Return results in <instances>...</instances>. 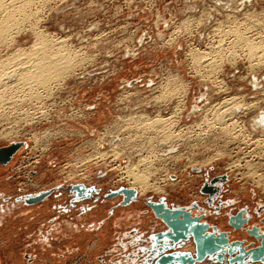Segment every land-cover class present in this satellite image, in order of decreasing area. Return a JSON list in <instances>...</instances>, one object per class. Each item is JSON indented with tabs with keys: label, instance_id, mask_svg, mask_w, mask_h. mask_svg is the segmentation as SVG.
<instances>
[{
	"label": "rangeland",
	"instance_id": "1",
	"mask_svg": "<svg viewBox=\"0 0 264 264\" xmlns=\"http://www.w3.org/2000/svg\"><path fill=\"white\" fill-rule=\"evenodd\" d=\"M17 1L12 3L21 6L19 4L25 0ZM12 3L6 0L5 6L10 8ZM263 10L264 0H28L25 12L16 8V22L8 28L5 39H2L4 42H0V64L9 63L6 65L9 69H3V63L0 65L3 74L0 75L5 77V70L10 74L15 70L21 73L22 69L28 73H31L30 70L37 72L31 69L33 59L27 56L34 57L33 52L39 50L43 43L47 44V50H55L52 54L59 51V56L55 55L60 59L69 54L67 59L70 58L74 65L75 60L80 59L78 63L81 66L76 63L73 65L75 69H70L68 75L64 74L60 81L56 78L58 76L52 77L57 82L51 80L45 87L32 83L28 85L22 78L24 75L17 72V76L22 77L16 82L21 79L17 84L23 81V87L19 84L15 86L16 90L11 85L8 88L9 83L0 84V97L7 94L10 97L6 96L7 100L0 98L3 101H0V147L21 142L11 159L0 163V205L7 200L16 202L10 208L13 213L4 221L0 219L1 264H158V253L165 247L161 243L169 240L166 232L170 229L155 214L150 203L162 202L170 208H191L195 205L196 213L205 214L203 221L229 231L231 240L247 238V243L252 239L246 233L247 229L237 231L233 224L230 225L231 216L243 211L246 218L249 217L243 226L258 225L264 230V150L260 151L264 148V144H260L264 141V130L253 125L261 116L260 120L264 121V47H258L264 45ZM6 11L0 10V20L9 14ZM252 11L255 12L252 14ZM256 40L262 41L258 43ZM59 44L66 47L63 45L65 48L58 50ZM62 53L65 55L60 56ZM21 54H25L26 58H21ZM81 54L87 62H83ZM16 55L20 56L19 59L13 58ZM16 61L18 64L25 63L28 68L16 67L13 64ZM10 63L13 66H9ZM181 81L184 84L180 87ZM32 86L34 89H31ZM47 87L52 88L47 90ZM22 91H26L25 96L20 94ZM28 91L32 94H27ZM18 92L21 99H17ZM161 93H165L166 97ZM171 93L174 96L168 97ZM176 95L181 96L177 98ZM216 106L219 113L214 111ZM196 107L200 112L194 110ZM206 109L209 112L206 113ZM137 113H147L151 123L159 115L160 118L177 119V123L173 121V135L179 142V153L184 154L180 159L153 160V165L158 163L155 166L150 161L147 163L157 169L161 167L153 177L149 176V180L158 181L164 186V192L154 189L143 192L139 186H132L133 181L125 168L127 163H136L144 156L152 160V154L148 152L152 149L151 145L156 147L158 140L150 138L152 134L148 127L139 125L144 118H138ZM212 115H215L214 118ZM130 117L141 121L131 120ZM211 123L214 126L209 127L213 125ZM181 125L184 130L190 131L189 134L192 132L190 137L193 139L187 138L189 134ZM204 125L206 127L202 128ZM233 126L241 128L238 131ZM142 127L149 134L144 130V133L141 132ZM212 127L214 130H211ZM231 127L236 133H228V130H233ZM200 128L206 133L200 132ZM207 128L210 130L207 131ZM43 130L50 134H44ZM134 130L146 135L137 133L139 136L136 134L135 137ZM34 132L38 139L32 135ZM113 133L120 135L119 139L126 137V148L118 155L110 152L100 156L102 150L110 151L108 138ZM220 133L224 135L218 136ZM44 135L46 139L41 138ZM203 135H206V140ZM240 136L244 138L240 139ZM138 146H145L147 152L144 149L145 154H138L142 151ZM140 169L144 171L145 168L141 166ZM206 187L208 191L213 189L214 193L205 192ZM29 200H44V207L39 210L26 207ZM124 207L128 208L121 210ZM85 220L87 226L94 223L93 231L80 236L77 224ZM188 240L179 241L180 244L185 242L181 247L194 250L192 239ZM91 252L102 257L96 258ZM211 264L224 263L216 260Z\"/></svg>",
	"mask_w": 264,
	"mask_h": 264
},
{
	"label": "bare ground",
	"instance_id": "2",
	"mask_svg": "<svg viewBox=\"0 0 264 264\" xmlns=\"http://www.w3.org/2000/svg\"><path fill=\"white\" fill-rule=\"evenodd\" d=\"M4 1H5V3H6V0H0V10L1 9H4V10H7L6 12L7 13H9L8 15H4V13H3V15L5 16V18L3 17V19L1 18V20H0V42H4V40L2 41V39L4 38V37H6L5 35H6V32L8 31V28L11 26V25H14L15 23L14 22H16L15 21V14L14 13H16L15 11H16V8H17V10L18 9H20V10H22V11H24V9H25V7H26V4H28V0H25V1H21V2H23V3H20L19 5H21V6H16V5H14V3H12V2H14L15 0H11V5H13V6H15V7H11L10 6V8L9 7H6L5 6V3H4ZM17 1V0H16ZM19 1V0H18ZM17 1V2H18ZM27 1V2H26ZM33 0H31V2H32ZM35 1V0H34ZM44 1V0H43ZM47 1V0H46ZM44 4V3H43ZM8 5H9V3H8ZM45 5V4H44ZM40 7V6H39ZM211 8V7H210ZM32 9V8H31ZM10 11V12H9ZM11 11H14V12H11ZM251 11V10H250ZM264 11V10H263ZM20 12V11H19ZM25 12V11H24ZM24 12H22V13H24ZM35 12H37V10L35 11ZM206 12H209V11H206ZM243 12H245V11H243ZM255 12V11H254ZM253 11L251 12L252 14L254 13ZM258 12H260V11H258ZM32 13V12H31ZM230 13H232V12H230ZM246 13H248V11L246 12ZM250 13V14H251ZM25 14V13H24ZM30 13H28V15H29ZM207 14V13H206ZM232 15V14H231ZM249 15V14H248ZM22 16V15H21ZM32 16V15H31ZM193 16V15H192ZM199 16V15H198ZM237 16V15H236ZM246 16V15H245ZM244 16V17H245ZM27 17V16H26ZM25 17V18H26ZM205 17V16H204ZM187 18V17H186ZM200 18V17H199ZM247 18V17H246ZM263 18H264V16H263ZM187 19H189V18H187ZM258 19V18H257ZM262 19V18H261ZM19 20V19H18ZM38 20V19H37ZM185 20V19H184ZM183 20V22H185ZM234 20V19H233ZM248 20V19H247ZM194 21V20H193ZM202 21V20H201ZM221 21V20H220ZM235 21H237V20H235ZM182 22V23H183ZM197 22H199V21H197ZM233 22V21H232ZM240 22V21H239ZM244 22V21H243ZM14 23V24H13ZM28 23V22H27ZM188 23V22H187ZM200 23V22H199ZM254 23V22H253ZM256 23V22H255ZM32 24H33V22H32ZM191 24V23H190ZM222 24V23H221ZM242 24V23H241ZM257 24V23H256ZM255 24V25H256ZM197 25V24H196ZM231 25V24H230ZM236 25V24H235ZM250 25V24H249ZM263 25V24H262ZM224 26V25H223ZM232 26V25H231ZM214 27V26H213ZM235 27V26H234ZM257 27V26H256ZM262 27H264V26H262ZM190 28V27H189ZM195 28V27H194ZM217 28V27H216ZM238 28H239V25H238ZM17 29V28H16ZM20 29V28H19ZM18 29V30H19ZM186 30V29H185ZM224 30V29H223ZM260 30V29H259ZM16 31V30H15ZM218 31H220V30H218ZM228 31V30H227ZM230 31V30H229ZM238 31V30H237ZM261 31V30H260ZM18 32V31H17ZM34 32V31H33ZM188 32H190V31H188ZM212 32V31H211ZM225 32V31H224ZM257 32V31H256ZM13 33V32H12ZM41 33V32H40ZM47 33V32H46ZM227 33V32H226ZM223 34V33H222ZM228 34V33H227ZM246 34V33H245ZM253 34V33H252ZM38 35V34H37ZM41 35V34H40ZM189 35V34H188ZM210 35V34H209ZM226 35V34H225ZM243 35V34H242ZM262 35V34H261ZM12 36V35H11ZM227 36V35H226ZM244 36V35H243ZM249 36V35H248ZM42 37V36H41ZM54 37V36H53ZM240 37V36H239ZM255 37V36H254ZM254 37L252 38V39H254ZM262 37V36H261ZM56 38V37H55ZM238 38V37H237ZM241 38H243V37H241ZM5 39V38H4ZM44 39H46V38H44ZM49 39H51V38H49ZM67 39V38H66ZM188 39V38H187ZM213 39V38H212ZM216 39V38H215ZM219 39H221V38H219ZM223 39V38H222ZM221 39V40H222ZM251 39V38H250ZM14 40V39H13ZM35 40V39H34ZM58 40V39H57ZM60 40V39H59ZM65 40V39H64ZM70 40V39H69ZM243 41H244V39H242ZM11 41V40H10ZM41 41V40H40ZM46 41V40H45ZM52 41V40H51ZM61 41H63V40H61ZM61 41H59V42H61ZM215 41V40H214ZM238 41H241V39L240 40H238ZM253 41V40H252ZM257 41V40H256ZM256 41H255V43H256ZM260 41H262V40H260ZM259 41V42H260ZM44 42V41H43ZM47 42H50L49 40L47 41ZM53 42V41H52ZM224 42V41H223ZM225 42H226V40H225ZM224 42V43H225ZM236 42V41H235ZM258 42V41H257ZM258 42V43H259ZM37 43V42H36ZM57 43H58V41H57ZM187 43V42H186ZM212 43V42H211ZM221 43V42H220ZM231 44L233 43V42H230ZM229 43V44H230ZM242 43V42H241ZM245 43V42H244ZM243 43V44H244ZM254 43V44H255ZM32 44V43H31ZM39 44V43H38ZM64 44H66V43H64ZM64 44H62V47H61V44H59L58 46V50H61V48H65L66 47V45H64ZM236 44V43H235ZM246 44L248 45V43L246 42ZM262 44V43H261ZM264 44V43H263ZM33 45V44H32ZM44 45V46H43ZM43 45H42V47L39 49V50H37V51H35V52H33V53H35V54H33V55H35L34 57L30 54V56H32L31 58L29 57V56H27V58H29V59H33L31 62L33 63L32 65H33V67L31 68V69H34L35 71H37V72H33L32 73V71L30 70V72L31 73H28V72H26V71H24V70H26V69H22L21 67H27V66H25L24 64L25 63H23V64H20V66H19V64H18V62L17 63H13V64H15V66L16 67H19V68H21L20 70H21V73H19L18 71H16L15 69H18V68H15V69H13V68H11V69H13V70H15L14 71V73L13 74H10V73H8L9 71H4V75H6L5 77L4 76H2L3 74L1 73V71H0V73L2 74V75H0V76H2L1 77V81L2 82H0V84H3V83H9V87L8 88H11L10 87V85L12 86V87H18V85L20 84H22L23 83V81H21V83H19V84H17L18 83V81H20V80H18L17 82H16V80L17 79H19V78H21L22 76L21 75H19L20 77H18L17 75L18 74H16L15 72H17V73H19V74H22V75H24L22 78H23V80H26L29 84L28 85H30V83H32V85L33 84H38V86H40L41 87V85H43L44 87H45V85H47V83H49V81H51V80H56V78H58V80L59 79H61V78H63L62 76L64 75V74H66L68 71H70V69L73 71L74 69H75V65H76V63L78 64V67L79 66H81V64H80V62L78 63V61H80V59L79 60H75L76 62H75V65H74V63H72L71 62V59L70 58H68L67 59V55H69V54H67V55H65V53L63 54V55H60V56H64V57H62L61 59H60V57H58L59 56V54H60V52L59 51H57V52H59V54L57 53V55H55L54 53L52 54V52L53 51H55V50H53V48L52 47H48V49H52L53 51H49V50H47V47H46V45L47 44H44L43 43ZM54 45V44H53ZM65 47H64V46ZM70 45V44H69ZM209 45V44H208ZM211 45V44H210ZM213 45H215V44H213ZM223 45V44H222ZM233 45V44H232ZM239 45V44H238ZM3 46V45H2ZM10 46V45H9ZM35 46V45H34ZM48 46H50V45H48ZM52 46V45H51ZM83 46V45H82ZM82 46H80V47H82ZM236 46V45H235ZM245 46V45H244ZM249 46H251V48L250 49H252V45H249ZM255 46H257L256 44H255ZM260 46H263L264 47V45H259L258 47H260ZM61 47V48H60ZM79 47V46H78ZM188 47V46H187ZM220 47V46H219ZM229 47V46H228ZM241 47V46H240ZM254 47V46H253ZM189 48V47H188ZM191 48V47H190ZM206 48V47H205ZM224 48V47H223ZM245 48V47H244ZM71 49V48H70ZM81 49V48H80ZM221 49V48H220ZM233 49V48H232ZM232 49H231V51H232ZM263 49V48H262ZM19 50H21V49H19ZM29 50V49H28ZM67 51L68 50V48L67 49H64V51ZM193 50V49H192ZM200 50H202V49H200ZM235 51H236V49H234ZM252 50H254V49H252ZM264 50V49H263ZM26 51V50H25ZM70 51V50H69ZM74 51V50H73ZM77 50H75L74 52H76ZM86 51V50H85ZM197 51H198V49H197ZM219 51H221V50H219ZM24 52V51H23ZM22 52V53H23ZM72 52V51H71ZM203 52H205V51H203ZM228 52V51H227ZM264 52V51H263ZM19 53V52H18ZM28 53H30L29 51H28ZM80 53V52H79ZM79 53H76V54H79ZM84 53H86V52H84ZM84 53H82V54H84ZM194 53H196V51L194 52ZM202 53V52H201ZM215 53V52H214ZM216 53H218V52H216ZM230 53H232V52H230ZM255 53V52H254ZM254 53H252V54H254ZM259 53H261V52H259ZM17 54V53H16ZM81 54V57L80 58H82V55ZM87 54V53H86ZM85 54V55H86ZM92 54V53H91ZM210 54H212V53H210ZM229 54V53H228ZM239 54V53H238ZM255 54H257V52L255 53ZM21 55H23V54H21ZM74 55V54H73ZM80 55V54H79ZM94 55V54H93ZM194 55V54H193ZM197 55H199L198 53H197ZM202 54H200V56H201ZM217 55H219V54H217ZM240 55V54H239ZM11 56V55H10ZM18 56V57H17ZM58 58H57V57ZM70 56V55H69ZM72 56V55H71ZM230 56V55H229ZM252 56V55H251ZM256 56V55H255ZM19 55H16V56H14L13 58H15V59H19ZM23 57H25L26 58V56H25V54L23 55V56H21V58H23ZM75 57L77 58V55H75ZM88 57H90V56H88ZM199 57V56H198ZM197 57V58H198ZM217 57V56H216ZM223 57H225V56H223ZM72 58V57H71ZM76 58H74V59H76ZM85 58V57H84ZM93 58V57H92ZM195 58V57H194ZM193 58V59H194ZM197 58H196V61H197ZM203 58V57H202ZM212 58H213V56H212ZM220 58V57H219ZM227 58V57H226ZM256 58V57H255ZM9 59V57L7 58V60ZM73 59V60H74ZM83 59V58H82ZM81 59V60H82ZM199 59H201V58H199ZM198 59V60H199ZM210 59V58H209ZM216 59H218V58H216ZM229 59V58H228ZM231 59V58H230ZM234 59V58H233ZM83 60H85V61H83ZM82 61L83 62H87L86 61V59H83ZM90 60H91V57H90ZM192 60V59H191ZM212 60H214V59H212ZM0 61H2V60H0ZM15 61V60H14ZM81 61V62H82ZM200 61V60H199ZM204 61V60H203ZM202 61V62H203ZM210 61V60H209ZM5 62H7L6 60H5ZM21 62V61H20ZM28 62H30L29 60H28ZM201 62V61H200ZM207 62V61H206ZM210 62H212V61H210ZM219 62V61H218ZM257 62V61H256ZM2 63L3 62H1V64L0 65H2ZM22 63V62H21ZM8 62H7V64L5 63H3V69L6 67V65L8 66ZM83 64V63H82ZM197 64H199V63H197ZM207 64V63H206ZM205 64V65H206ZM211 64H213V63H211ZM215 64V63H214ZM5 65V66H4ZM27 65V64H26ZM31 65V64H30ZM29 65V66H30ZM31 65V66H32ZM74 65V66H73ZM85 65V64H84ZM9 66H13L11 63H10V65ZM74 68H73V67ZM195 66V65H194ZM197 66V65H196ZM1 67V66H0ZM23 67V68H24ZM7 69H9L8 67H6ZM28 68V67H27ZM82 68V67H81ZM84 68V67H83ZM208 68H211V67H208ZM253 68V67H252ZM77 69V68H76ZM196 69V68H195ZM197 69H199V68H197ZM28 70V69H27ZM205 70V69H204ZM218 70V69H217ZM257 70V69H256ZM196 71V70H195ZM212 71V70H211ZM5 72L6 73H8V74H5ZM23 72V73H22ZM77 72V71H76ZM207 72V71H206ZM249 72V71H248ZM247 72V73H248ZM75 73V72H74ZM92 73H94V72H92ZM69 73H67V75H68ZM72 74V73H71ZM81 74V73H80ZM207 74V73H206ZM16 75V76H15ZM91 75V74H90ZM179 75V74H178ZM210 75H211V73H210ZM56 76H58V77H56ZM81 76V75H80ZM170 76H172V75H170ZM52 77H56V78H52ZM61 77V78H60ZM212 77V76H211ZM248 77V76H247ZM52 78V79H51ZM65 78V77H64ZM216 78V77H215ZM214 80V79H213ZM216 80V79H215ZM219 80V79H218ZM218 80H216V81H218ZM222 80V79H221ZM60 81V80H59ZM163 81V80H162ZM185 81V80H184ZM184 81H181V83L179 82V86L181 87V85H183L184 83ZM215 81V82H216ZM14 82H15V84H14ZM52 82V81H51ZM56 82H57V80H56ZM220 82V81H219ZM223 82H225V81H223ZM59 83V82H58ZM176 83V82H175ZM226 83V82H225ZM14 86H13V85ZM17 84V85H16ZM51 84H53V83H51ZM220 84V83H219ZM223 84V83H222ZM28 85H26V87H28ZM50 85V84H49ZM55 85H56V83H55ZM176 85V84H175ZM224 85V84H223ZM6 86H8V85H6ZM22 87H23V84L21 85ZM25 86V85H24ZM48 86V85H47ZM185 86V85H184ZM213 86V85H212ZM15 87V88H16ZM33 87V86H32ZM31 87V89H34V87L32 88ZM179 87V88H180ZM220 87H221V84H220ZM25 88V87H24ZM23 88V89H24ZM29 88H30V86H29ZM28 88V89H29ZM36 88V87H35ZM48 88L49 89H51L52 87H47V90H48ZM176 88V87H175ZM179 88H177L178 90H179ZM186 89H184L185 91L187 90V87H185ZM0 89H2V88H0ZM6 89V88H5ZM5 89H3V90H5ZM19 89H21L22 90V88L21 87H19ZM27 89V90H28ZM29 90V91H33V90ZM164 89V88H163ZM169 89V88H168ZM176 89V90H177ZM181 89V88H180ZM7 90V89H6ZM9 90H12V89H9ZM8 90V91H9ZM16 90H17V88H16ZM24 90H26V88L24 89ZM36 90H38V89H36ZM40 90H42V89H40ZM44 90V89H43ZM42 90V91H43ZM171 90V89H170ZM263 90V89H262ZM7 91V92H8ZM29 91L27 92V94H29ZM45 91H46V89H45ZM168 91V90H167ZM175 91V90H174ZM183 91V90H182ZM1 92H3V91H1ZM7 92H6V94H7ZM21 92V91H20ZM23 92V91H22ZM26 91H24L23 93H20V94H24ZM51 92V91H50ZM177 92V91H176ZM176 92L174 93V94H176ZM13 93H14V90H13ZM37 93V91L35 92V94ZM41 93V92H40ZM39 93V91H38V94L40 95V96H42V94H40ZM45 93V92H44ZM126 93V92H125ZM170 93V92H169ZM2 94V93H1ZM3 94H5V93H3ZM12 93L10 92V96H12L11 95ZM15 94V93H14ZM19 94V92L17 93V95ZM19 94V96L17 97V96H15V97H17V99H21L20 98V95ZM30 94H32V93H30ZM29 94V95H30ZM57 94V93H56ZM165 93H161V95L163 96ZM168 94V93H167ZM37 95V94H36ZM49 95V94H48ZM166 95V94H165ZM164 95V96H165ZM233 94H231V96H232ZM6 96H8V94L6 95ZM6 96L5 97H2V95H1V97L0 98H2V100H3V98H4V100L6 99ZM24 96H25V94H24ZM33 96H35V95H33ZM161 96V97H162ZM174 95H172V93H171V95H168V97H173ZM177 96V95H176ZM181 96V95H180ZM180 96H177V98L178 97H180ZM9 97V96H8ZM15 97H12V98H14V99H12L13 101H15ZM31 97V96H30ZM35 97H38V96H35ZM52 97H54V96H52ZM56 97V96H55ZM160 97V96H159ZM158 97V98H159ZM166 97V96H165ZM165 97H162L161 99H165ZM10 98V97H9ZM157 98V99H158ZM233 98V97H232ZM237 98H239V96L237 97ZM241 98H243V97H240V99ZM169 100H171L170 98H168ZM226 99H228V98H226ZM235 99V98H234ZM2 100H0L1 102H3ZM7 100V99H6ZM8 100H11V99H8ZM256 100V99H255ZM165 101V100H164ZM168 101V100H167ZM167 101H165V102H167ZM15 102H17V100L15 101ZM178 102V101H177ZM225 102V101H224ZM235 102V101H234ZM180 103V102H179ZM179 103H178V105H179ZM216 103V102H215ZM256 103V102H255ZM166 104V103H165ZM214 104V103H213ZM235 104V103H234ZM237 104V103H236ZM259 104V103H258ZM174 105V104H173ZM178 105H175V107L176 106H178ZM209 105H212V104H209ZM223 105V104H222ZM233 105V104H232ZM231 105V106H232ZM239 105V104H238ZM248 106H250V105H252V104H247ZM197 106V105H196ZM213 106V105H212ZM218 106H220L219 104H218ZM235 107H236V105H234ZM244 106V105H243ZM242 106V107H243ZM248 106H245V107H248ZM254 106V105H253ZM172 107H174V106H172ZM179 107H180V105H179ZM199 107V106H198ZM198 107H196L194 110L195 111H199L198 110ZM217 107V106H216ZM224 107V106H223ZM227 107V106H226ZM235 107H233V109L235 108ZM244 107V108H245ZM176 108H178V107H176ZM230 107H227V109H229ZM244 108H243V110H244ZM174 109V108H173ZM185 109V108H184ZM200 109V108H199ZM207 109H208V107H207ZM206 109V113H207V111L209 110L210 111V109H208L207 110ZM212 109H216V108H212ZM217 109H218V107H217ZM214 110V111H217L218 113H219V109L218 110ZM238 109V108H237ZM237 109H235V110H237ZM250 109V108H249ZM223 110H226L225 108L223 109ZM223 110H221V111H223ZM229 110H231V109H229ZM261 110V109H260ZM162 111V110H161ZM160 111V112H161ZM180 111V110H179ZM182 111V110H181ZM208 111V112H209ZM214 111H211L210 113H214ZM245 111V110H244ZM164 112V111H163ZM171 112H174L175 113V111L174 110H172ZM200 112V111H199ZM227 112V111H226ZM248 112V111H247ZM177 113H178V111H177ZM176 113V114H177ZM217 113V114H218ZM229 113H231L232 114V112L231 111H229ZM242 113V112H241ZM135 114V113H134ZM138 115H139V117L138 118H140L141 116V119L142 118H144V120L142 121L143 123H140L139 125L141 126L142 124H144L145 126H146V129H147V127H148V129H149V133L151 132V136L152 137H150V135H148L151 139L153 138H157L158 140L156 141L157 142V144H156V147L155 146H150V148L152 147V149H153V151H152V149H151V151H149L148 153H151L152 154V156H151V154H149L151 157H152V160L151 159H146V157L144 156V158H139L140 160L138 161V162H136V163H127L126 165H125V168L127 169V172H128V174H129V179H131L130 181L132 182V186H134V185H137V186H139L141 189H142V191L143 192H147V191H149L150 189H154V190H156V191H159V192H164L165 191V189H164V186H162V185H160V183H158V181H155V182H150V180H149V176H154L155 175V173H157V170L158 169H160L161 167L159 166V168L157 169V168H155V167H153V166H155L156 164H158V163H154L155 165H153L152 164V162H153V160H157V159H166V158H178V159H180L181 158V156L184 154H180L179 153V147L177 146V144L179 143L177 140H175L176 139V137L174 138V135H173V130H174V128L172 129V127L174 126V124L175 123H173V121H175V120H177V119H175V120H169L168 118H163L162 116H161V118L158 116V118L157 119H155V120H152V121H154V122H152L151 123V118H147L146 117V115H147V113H146V115L145 114H139V113H137ZM156 114H160V113H157L156 112ZM221 115H223V113L221 112L220 113ZM227 114V113H226ZM230 114V115H231ZM234 114H236L235 113V111H234ZM240 114V113H239ZM132 115V114H131ZM130 115V116H131ZM179 115V114H178ZM181 115V114H180ZM206 115V114H205ZM210 115V114H209ZM208 115V116H209ZM233 115V114H232ZM237 115V114H236ZM168 116V115H167ZM177 116V115H176ZM207 116V115H206ZM206 116H204L205 118H208V117H206ZM213 116V118H214V116L215 115H212ZM235 116V115H234ZM233 116V117H234ZM248 116H250V115H248ZM66 117H68V116H66ZM149 117V116H148ZM169 117V116H168ZM172 117L174 118L175 116H173L172 115ZM171 117V118H172ZM179 117V116H178ZM203 117V118H204ZM209 117H211V115L209 116ZM219 117H220V115H219ZM219 117H217V120H218V122H220L221 121V119H218ZM223 117V116H222ZM227 117H230V116H228V114H227ZM232 117V119H234ZM238 117H239V115H238ZM246 117V116H245ZM244 117V118H245ZM262 117V116H261ZM261 117L259 118V119H257V120H255V124H253V125H255V126H257V127H259V128H261V129H263L264 130V121L263 120H260L261 119ZM131 118V120H133L134 118V121L137 119V117H130ZM133 118V119H132ZM153 119L155 118L154 117V115H153V117H152ZM204 118V119H205ZM242 118V117H241ZM258 118V117H257ZM128 119V118H127ZM226 119V118H225ZM225 119H224V121H225ZM227 119H230V118H227ZM246 119V118H245ZM130 120V121H131ZM148 120H150V122H148ZM178 120H180V119H178ZM199 120H201V118L199 119ZM210 120V119H209ZM220 120V121H219ZM134 121H132L133 123H134ZM137 121H139L138 119H137ZM141 121V120H140ZM139 121V122H140ZM204 120L202 119V122H203ZM208 121V120H207ZM207 121H206V123H207ZM211 121V120H210ZM209 121V122H210ZM214 121V120H213ZM229 121H231V120H229ZM240 121V120H239ZM242 121V120H241ZM176 122V121H175ZM179 122V121H178ZM194 122V121H193ZM195 122H199V121H197V120H195ZM215 122H217V121H215ZM225 122H227V120L225 121ZM235 122H236V120H235ZM244 122H246V121H244ZM137 124H138V122H136ZM135 123V124H136ZM177 123V122H176ZM196 123V124H197ZM221 123V122H220ZM247 123V122H246ZM128 124V123H127ZM185 124V123H184ZM191 124V123H190ZM195 124V123H194ZM195 124V125H196ZM198 124H200V123H198ZM197 124V126L199 127V125ZM204 124H205V122H204ZM208 124V123H207ZM211 124H213V125H209V127L210 126H214V123H211ZM222 124H224V123H222ZM230 124V123H229ZM229 124H225V126L226 125H229ZM231 124H233L232 122H231ZM236 124H238V122H236ZM241 124V123H240ZM131 125V124H130ZM132 125H134V124H132ZM144 125H143V127H144ZM187 125V124H186ZM203 125V124H202ZM217 125V124H216ZM122 126V125H121ZM176 126V125H175ZM192 126V125H191ZM208 126V125H207ZM237 126H239V124L237 125ZM245 126V125H244ZM248 126V125H247ZM126 127H128V128H130V126H126ZM136 127H138V126H136ZM143 127L141 128V132H143ZM178 127H180V126H178ZM181 127L183 128V126L181 125ZM180 127V128H181ZM187 127H189V126H187ZM196 127V126H195ZM202 127V126H201ZM206 127V125H204V127H202V128H205ZM228 127V126H227ZM226 127V128H227ZM234 127V126H233ZM231 127L233 130H228V133L230 132V131H235L234 130V128L236 127ZM124 128V127H123ZM134 127H132V129H133ZM140 128V127H139ZM138 128V129H139ZM145 128V127H144ZM191 128V127H190ZM189 128V129H190ZM194 128V127H193ZM193 128L192 129H190V130H193ZM217 128V127H216ZM220 128H223L222 126L220 127ZM229 128H230V126H229ZM228 128V129H229ZM237 128V127H236ZM241 128V127H240ZM239 128V129H240ZM137 129V128H136ZM152 129V130H151ZM198 129V128H197ZM208 129L210 130V128H207V131H208ZM238 129V128H237ZM239 129H238V131H239ZM151 130V131H150ZM183 130H184V128H183ZM187 130H188V128H187ZM201 130V131H200ZM200 132H205L206 133V131H203L201 128H200ZM211 130H214V128L212 127V129ZM217 130V129H216ZM225 130V128L223 129V131ZM242 130V129H241ZM241 130H240V133H241ZM245 130V129H244ZM44 131V130H43ZM43 131H41V132H43ZM128 131H130V130H128ZM135 131H138V130H134V132ZM147 130H144V132H146ZM177 131V130H176ZM178 131H179V128H178ZM185 131V133L186 132H188V134H189V130L188 131H186V130H184ZM195 131V130H194ZM226 132H227V130H225ZM224 131V132H225ZM36 132H38V131H36ZM36 132H34L32 135L34 136V137H36ZM39 133V134H46V132L47 131H44L43 133ZM133 132V133H134ZM143 132V133H144ZM181 131H179L178 133H180ZM218 132V131H217ZM224 132H221V133H224ZM225 132V134H227ZM243 133H244V131H242ZM48 134H50L49 132H47ZM121 133V132H120ZM129 133H132V132H128V134ZM137 133H140V132H135V137H137V136H139V135H146V133L147 134H149L148 133V131L145 133V134H142V133H140L139 135L137 134ZM175 133H177V132H175ZM174 133V134H175ZM218 134V136L219 135H222V134ZM233 133V132H232ZM231 133V137H232V135L234 134H232ZM235 133H236V131H235ZM246 133H248L249 134V132H247L246 131ZM253 133V132H252ZM259 133V132H258ZM109 134H111V133H109ZM136 134H137V136H136ZM182 134H184V133H182ZM190 134H192V132L190 133ZM190 134H189V136L187 137L188 139H190V138H192V137H190ZM198 134V133H197ZM196 134V135H197ZM257 134V133H256ZM261 134V136H263L262 135V133H260ZM259 134V135H260ZM38 135V134H37ZM41 135H39V136H41ZM130 135V134H129ZM132 135V134H131ZM130 135V136H131ZM178 134H176L175 136H177ZM179 135H181V134H179ZM199 135V134H198ZM224 135V134H223ZM222 135V136H223ZM238 135V134H237ZM125 136H127V135H125ZM193 136V135H192ZM200 136H201V134H200ZM203 136H205V138H203V139H205L206 140V135H203ZM209 136V135H208ZM211 136H213V135H211ZM227 136H229V135H227ZM234 136H236V135H234ZM241 136H243V135H241ZM241 136H240V139H243V138H241ZM244 136H247V135H244ZM255 136V135H254ZM43 137H45V135L44 136H42L41 138H43ZM119 137H121L120 135H116V133H113L112 135H111V137L110 138H108V139H110V141H109V143L111 144L110 146V151H106V150H102L101 151V154H100V156H106V155H108V153H110V154H114V155H118L120 152H122L123 151V148L125 147L126 148V146H127V141L125 140V138L126 137H122V139H119ZM129 137V136H128ZM127 137V138H128ZM147 137V136H146ZM190 137V138H189ZM195 137V136H194ZM199 137V136H198ZM237 137V136H236ZM248 137H250L249 135H248ZM247 137V138H248ZM251 137H252V135H251ZM37 138V137H36ZM39 138V137H38ZM37 138V139H38ZM129 138H132V140H136V138L135 139H133V137H129ZM128 138V139H129ZM139 138H144V137H139ZM150 138H147L148 140H150ZM179 138H181V137H179ZM184 138V137H183ZM202 138V137H201ZM201 138H199V139H201ZM209 138V137H208ZM219 138H221V137H217V139H219ZM222 138H225V137H222ZM234 138V137H233ZM238 138V137H237ZM257 138H258V136H257ZM44 139H46V137L44 138ZM187 139V140H188ZM193 139V138H192ZM199 139H197L196 138V140H199ZM226 139V138H225ZM235 139V138H234ZM249 139V138H248ZM254 139H256V137L254 138ZM146 140V139H145ZM145 140H144V143H145ZM148 140H146L148 143H149V141ZM179 140V139H178ZM196 140H195V142H196ZM230 140V139H229ZM236 140V139H235ZM253 139H251L250 140V143H251V141H252ZM257 140V139H256ZM35 141H39V140H36L35 139ZM105 141V140H104ZM129 141H130V139H129ZM139 141V140H138ZM138 141H136V142H138ZM153 141H155V139L153 140ZM153 141H151V144H152V142ZM204 141V140H203ZM242 141V140H241ZM240 141V142H241ZM246 141V140H245ZM255 141V140H254ZM258 141H259V139H258ZM36 142V143H37ZM93 142V141H92ZM99 142V141H98ZM100 142H102L103 143V141H100ZM107 142V141H106ZM143 142V141H142ZM232 142V141H231ZM260 142V141H259ZM264 142V141H263ZM261 143L260 142V144H264V143ZM19 143H21V142H19ZM50 143V142H49ZM192 143H194L193 141H192ZM205 143V142H204ZM248 143V142H247ZM258 143V142H257ZM97 144V143H96ZM129 144V143H128ZM137 144L138 143H136V146H137ZM154 144V143H153ZM190 144V143H189ZM196 144V143H195ZM202 144V143H201ZM39 145H40V143H39ZM42 146H43V144H41ZM130 145V144H129ZM132 145V144H131ZM133 145H134V142H133ZM144 145V144H143ZM135 146V147H136ZM147 146H149V145H147ZM197 146V145H196ZM260 146V145H259ZM264 146V145H263ZM36 147H37V145H36ZM138 147H140V146H138ZM153 147H155V148H153ZM19 147H17L16 148V150L18 149ZM47 148V147H46ZM98 148V147H97ZM124 148V149H125ZM134 148V147H133ZM141 149H139V150H142V151H139L138 152V154H140V152H143V150L145 149V146H142V147H140ZM191 148V147H190ZM43 149H44V147H43ZM206 149V148H205ZM254 149V148H253ZM127 150H129V149H127ZM131 150V149H130ZM132 150H134V149H132ZM146 151L145 152H147V149H145ZM262 150H264V148H262L260 151H262ZM98 151V150H97ZM135 151H138L137 149L135 150ZM253 151V150H252ZM259 151V152H260ZM45 152V151H44ZM126 152V151H125ZM253 152H255V151H253ZM253 152H251L252 154H253ZM124 153V152H123ZM263 154H264V152H262ZM98 154V153H97ZM112 154V155H113ZM128 154H129V152H128ZM142 154H145L144 152L142 153ZM12 155H13V153H12ZM11 155V156H12ZM123 155V154H122ZM127 155V154H126ZM131 155H134V154H132L131 153ZM130 155V156H131ZM135 155H136V153H135ZM168 155V156H167ZM124 156V155H123ZM129 156V157H130ZM260 156H261V154H260ZM35 157V156H34ZM127 157H128V155H127ZM132 157V156H131ZM142 157H143V155H142ZM150 157V158H151ZM114 158H116V157H114ZM136 158V157H135ZM147 158H149V157H147ZM11 159V158H10ZM90 159V158H89ZM3 160H5V159H3ZM128 160H129V158H128ZM166 160H168V159H166ZM2 160H0V162H1ZM82 161H83V159H82ZM130 161V160H129ZM133 161V160H132ZM148 161V162H147ZM149 161L151 162V164L153 165H149V164H147V163H149ZM164 161V160H163ZM155 162V161H154ZM157 162V161H156ZM165 162V161H164ZM174 162H177V161H175L174 160ZM1 163H3V162H1ZM161 163H163L162 161H161ZM160 163V164H161ZM248 163H249V161H248ZM117 164V163H116ZM141 166H143L145 169H144V171L142 170V169H140L141 168ZM163 166V165H162ZM238 166V165H237ZM172 168V167H171ZM200 168V167H199ZM166 171H167V169H166ZM162 173V172H161ZM161 173H159V175H162ZM167 173V172H166ZM169 175H170V173H168ZM167 174V175H168ZM165 180V179H164ZM167 180V179H166ZM131 186V187H132ZM165 223V222H164ZM190 238L192 239V241H193V244H194V250H195V243H194V240H193V237L192 236H190ZM189 238V239H190ZM197 262H201V261H197Z\"/></svg>",
	"mask_w": 264,
	"mask_h": 264
},
{
	"label": "water",
	"instance_id": "3",
	"mask_svg": "<svg viewBox=\"0 0 264 264\" xmlns=\"http://www.w3.org/2000/svg\"><path fill=\"white\" fill-rule=\"evenodd\" d=\"M20 144L13 143L0 147L1 162H8L13 156L12 153L16 152V148L20 147ZM208 190L209 188L207 187L204 189L207 193H214L213 189ZM150 205L155 214L169 227L170 230L166 234L173 244L181 240L186 241L190 236L193 237L195 243V254L192 255L189 252L179 255L164 253L158 258V264H167L172 261H178L180 264H195L197 261H203L207 257H216L218 262L224 264H255L260 261L264 263V233L259 234L256 228L251 232L256 234L259 240L261 239V246L245 250L243 247L238 248L241 246V242L231 240L228 231L220 230L217 226H211L202 220L203 217L201 215H194L186 208H170L162 202L150 203ZM234 220L240 221V226L247 222V219H242L241 213L235 216ZM232 223L237 226V223ZM172 243L165 244V246H172Z\"/></svg>",
	"mask_w": 264,
	"mask_h": 264
},
{
	"label": "crops",
	"instance_id": "4",
	"mask_svg": "<svg viewBox=\"0 0 264 264\" xmlns=\"http://www.w3.org/2000/svg\"><path fill=\"white\" fill-rule=\"evenodd\" d=\"M14 203H16V202H12V201H9V200H7V201H4L1 205H0V219L2 220V221H4L5 220V218H7V217H9L8 215L10 214H12L13 212L12 211H10V210H12V209H10L11 207H12V205H13V207H14ZM27 204H28V206H26V207H33L34 208V210H39V209H42L44 206V204H45V202H44V200H29V201H27ZM195 205H192V207L191 208H186L187 210H189V211H191L194 215H201L202 217H203V215H205V214H199V213H196L195 212V208H197V207H194ZM107 207V206H106ZM130 207H132V205L130 206ZM126 208H128V207H124V208H121V210H126ZM28 209V208H27ZM90 209V208H89ZM33 210V209H32ZM230 217V216H229ZM90 220H92V218L90 217ZM202 220H203V218H202ZM205 222H207V223H209L208 221H205ZM210 224V223H209ZM93 226H94V223H92L91 225H88L87 226V222H86V220H85V222H79V224H77V228H79V233H80V236H85V234L86 233H89L88 231H93L92 230V228H93ZM211 226H213V225H211ZM85 228V229H84ZM87 228V229H86ZM163 240V242H165V240H164V238L162 239ZM183 241V240H182ZM181 241V242H182ZM189 241V240H188ZM186 242V241H185ZM184 242V243H185ZM172 243V241L170 240H167L165 243H161V244H171ZM184 243H182V244H180V242H177V243H175V244H173L172 246L171 245H169V247H168V245L167 246H165L164 248H162L161 250H160V252L158 253L159 255H158V258L160 257V256H162V254H164V253H173V254H176V255H179V254H182V253H186V252H189V253H191L192 255L193 254H195V251L193 250V249H187V248H184V247H181V245H184ZM188 243V242H187ZM186 243V244H187ZM167 247V248H166ZM94 254V252H91V255H93ZM81 255H87V254H81ZM95 256H96V258H101L102 256L101 255H98V253H96L95 252V254H94ZM213 259H216V257H213V258H210V257H207L205 260H203V261H201V262H196L195 264H211V262H216V260L214 261ZM0 264H1V260H0ZM167 264H180V262H178V261H172V262H170V263H167Z\"/></svg>",
	"mask_w": 264,
	"mask_h": 264
},
{
	"label": "flooded vegetation",
	"instance_id": "5",
	"mask_svg": "<svg viewBox=\"0 0 264 264\" xmlns=\"http://www.w3.org/2000/svg\"><path fill=\"white\" fill-rule=\"evenodd\" d=\"M241 214H242V219H247V218L249 219V217L246 218V212L245 211L241 212ZM237 215H239V214H237ZM237 215H232L231 216L230 225L233 224L232 222L237 223V226H234V224H233L232 227L235 230H237V231H239V230L242 231V229H247L248 231L245 230L246 233H248L251 236V238H252L250 241H247V243H246L247 238L246 239L245 238L244 239H235L234 241H240L241 242V246L238 247V248L243 247L245 250H250V249H253V248L260 247L261 246V239L259 240L258 236L256 234L252 233L251 231H253L254 228H256L259 234H263L264 230H262L261 227L258 226V225H253V226H250L249 228H247V226H243V225L240 226L241 225L240 221L234 220V217L237 216ZM248 219L246 221H248ZM262 221H264V217L262 218ZM230 238H231V235H230Z\"/></svg>",
	"mask_w": 264,
	"mask_h": 264
}]
</instances>
